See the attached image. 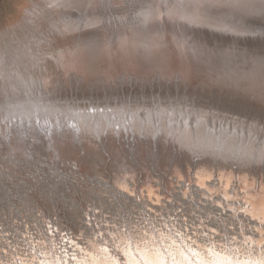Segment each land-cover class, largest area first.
I'll use <instances>...</instances> for the list:
<instances>
[{"label": "rangeland", "instance_id": "obj_1", "mask_svg": "<svg viewBox=\"0 0 264 264\" xmlns=\"http://www.w3.org/2000/svg\"><path fill=\"white\" fill-rule=\"evenodd\" d=\"M39 2L47 4L39 5ZM135 2L131 10L115 9V14L112 12L113 17L125 18L128 21L126 28H121L117 34L113 30L114 34L105 35L104 33L102 38L79 42L77 40L79 37L72 39V36H80L83 33L86 35L89 30L95 29V24L89 26L90 29L85 32L71 30L76 27L66 23L73 17L62 15L55 20L51 19V14L48 13L49 0H0V260L10 263V259H13L11 263L22 264L20 261L22 259L30 264L31 259L25 255L30 253L41 259V263L37 261L39 264H46V259H51L53 264H65V262L81 264L83 263L81 252L75 250L76 247H72L75 242L82 252L87 247L93 246V248L89 247L92 252L88 249L86 252L94 257L98 256L97 253H106V246L111 245L125 257L129 264H140L137 259L145 264L143 261L145 257H142L144 252L160 258L157 252L158 245L155 243L158 240L161 245L168 248L167 250L177 251L176 242L167 244L170 240L160 229L162 223L156 215V206L150 209L151 217L143 213V209L139 210L141 215H127L123 211L125 207L127 211H130L129 196L124 189L132 187L130 181H134V186L139 188L136 201L143 200L145 208H148L149 196L157 192L165 197L170 194L175 199L186 196L189 197L187 200L190 202L194 199L195 203L206 205L207 203L201 202L205 200L202 198L204 194H207L202 188H205V184H201L199 172L196 169L202 166V157L185 156L187 164H184L185 168L182 169L180 165L184 161L177 156L179 147H175L176 144L173 145L170 138H164L165 132L162 129L158 130L157 127L152 126V132L144 134L145 131H149V129H143L145 121L149 118L139 117L143 121V125L139 127L137 115H143V111L139 113V109H145V115L149 114L147 113L149 109L151 121L158 120V123L165 125L163 129L167 131L173 129V133H176L173 127L183 124V119L180 120L183 114L189 115L188 122L192 125L190 122L194 115L207 111L208 119L214 121L237 119V124L241 121L247 124L256 120L258 122H254L256 127L264 135V129L260 126L263 121L255 118L251 111L233 108L221 101L213 102L211 99L214 95L210 92L203 93L201 96L186 95L188 89L192 93V87L185 86L183 79L177 81L180 77L178 72L184 70V65L177 70L173 68L163 71L160 68V60L154 61L155 54H158L156 50L165 48L167 58L175 60L174 64H176L173 67L183 62L187 64L185 74L190 73L189 66L193 75L198 73L195 62L207 55L202 53L206 45L202 42L201 47L200 41L192 35L191 29L196 25L202 27L212 25L207 15L202 17L199 15L202 11H195L198 8L204 10L210 8L207 4L208 0H204L205 3L198 0H136ZM258 9L254 8V11L257 12ZM261 11L264 10L261 9ZM145 12L154 15L151 22L145 19ZM113 26L116 27V24ZM221 26L224 25L221 24ZM91 49L92 52L89 53ZM94 50L98 51L93 53ZM109 58L114 59L118 64V70L114 73L109 69H105L103 73H97L91 69V66H104ZM166 77L183 84V88H176L174 85L166 84L167 82H165L166 85L160 86V80H166ZM194 87H197L196 83ZM97 107H101L99 110L101 114L103 109H113L111 113H114V116H110L113 117V127L107 125L109 119L103 118L105 123H101V119L94 117L95 114L91 110H97ZM115 107L119 111H115ZM121 107H127V109H123L121 113ZM109 111L105 114H109ZM92 114L93 117L90 116ZM131 114L132 118L129 117L131 123H127L126 116ZM121 115L125 117L129 132H126L123 126L121 137H119L115 131H119L117 119L123 125ZM160 115L165 119H157ZM167 121H171L172 125H169ZM86 123H89L90 127H84ZM80 125L81 131L87 127L83 134L78 131ZM95 127H101L104 132L95 133L98 131ZM107 127L113 133L111 141H115V149L111 143L109 151H105ZM131 127L139 129L138 135L131 133ZM36 130L42 131L40 135H37V138L43 139L42 142L38 139L34 141ZM127 133H129V141H127ZM19 134L21 137L18 141L21 147L18 146L16 139ZM45 134L49 140H46ZM99 135H103V141L99 139ZM93 137L97 145H93ZM135 137L139 147L144 151L149 150L150 156H144L143 159L137 157ZM158 139L161 142L156 144ZM168 141L171 143L169 158L165 156ZM111 151H119L121 155L113 156L117 172L125 163L128 169L139 170L137 174L130 176L133 180L128 179L126 186L123 182L115 186L114 180L111 183V169L107 167ZM92 153L97 155L101 153L105 156H99L98 161ZM177 158L178 161L175 160ZM151 159L153 162L150 161ZM143 161L145 164L142 163ZM92 162L96 163L93 165L97 166V170L93 168ZM260 171H262L261 168ZM95 173H99V176L97 177ZM216 174L218 178H221L220 173L212 171L209 177L202 179L207 182L213 177L212 175ZM105 177L107 179L104 181ZM260 177L264 179V171L260 172ZM250 179L255 182L259 179V175L253 174ZM221 180L226 182L224 178ZM174 187L177 189H173ZM215 187L213 186L212 189ZM244 187L245 183L240 193H245L243 200L249 204L255 198L246 197L248 191ZM211 192L215 195L214 190ZM223 196L228 197L226 194ZM215 199L213 198L216 202L213 207L223 205L219 202L220 196L216 201ZM193 204L188 206L190 214L187 219L181 215L179 221L173 222L175 227H172L173 223H169L170 227L167 226L165 229L167 233L173 232L178 241L186 242V247L189 246L187 248L198 262L207 259L217 264L214 258H209V253L202 254L204 251L211 252L203 234L206 230L212 229L213 224L218 229H222L223 226L229 229L230 221L232 222L231 218L229 219L230 213L207 212L204 217L201 213L205 210ZM250 207L252 205L247 206V209L251 210ZM88 210L93 212L92 224L96 226V231H91L85 226ZM164 211H167L166 207ZM123 213L127 217H123ZM224 215L228 217L227 220ZM142 216H145L144 219ZM163 218L168 222H171V219L176 220L173 216ZM146 220L154 228L157 238L150 231L148 233L152 236L148 234L145 236L154 242L150 240L144 242L143 237L139 235V232L144 234V229L148 227ZM191 226L193 229L190 234ZM178 227L183 228V231L177 229ZM201 230L204 233H201ZM246 230L249 232L251 228ZM118 231L125 237V241L120 242L121 249L115 243L119 235L115 232ZM222 231L218 239L214 235L207 236L211 240L210 246L212 244L216 249L214 255L220 259L219 264L225 259L232 260L230 256H227V248L231 247L230 242L229 246L223 245ZM234 232L236 236L237 232ZM196 233L199 237H203V241L196 237ZM128 237L135 240L142 237L143 240V243L136 242L141 246L134 243V247L137 246L134 251L135 262L132 256L127 259V255L131 253L124 249L128 247ZM233 237L228 235L227 239L230 241ZM193 241L203 245L194 247ZM234 243L245 246L237 240ZM254 243V246L260 244L255 241ZM42 249L47 251L45 259ZM124 250L125 253H123ZM6 251H9L11 257H6ZM196 253L198 255H194ZM74 256L75 259H73ZM236 260L245 261V258L239 257ZM177 261L180 264L184 263L180 257L171 260L170 263L176 264ZM104 263L112 264V259L107 258Z\"/></svg>", "mask_w": 264, "mask_h": 264}, {"label": "bare ground", "instance_id": "obj_2", "mask_svg": "<svg viewBox=\"0 0 264 264\" xmlns=\"http://www.w3.org/2000/svg\"><path fill=\"white\" fill-rule=\"evenodd\" d=\"M135 1L136 0H121V1L49 0L48 13L51 14V19L53 20L57 19V17H60L62 15L65 16L69 15L73 17V19L67 20L68 23H66V25L71 24L74 27H76V28H71V30H81V32H85L90 29L89 26L95 24V29L89 30V32L86 35H84L83 33L80 36H74V37L72 36V39L79 37L77 40L79 42H84V41L102 38L104 37L102 36L104 33L105 35H107V33L114 34L115 32L117 34L119 33L118 31H120L121 28L128 26L127 25L128 21H126L125 18H115L112 15L115 14V9H117L118 11H121L123 9L131 10L130 8H132L134 3H136ZM198 1L204 2V0H198ZM44 4L47 3L39 2V5H44ZM207 4L210 5V8H206L205 10L198 8L195 9V11L197 10L202 11L199 12V15L202 17L207 15L206 17L210 20V24L212 25H210V27H202L200 25L199 26L196 25L191 29L193 31L192 35H195L194 37L200 41L201 47H202V42L205 43L204 45H206V49H203L202 53H205L207 55L202 58H199L195 62V67L198 73L193 75V72L189 66L188 70H190V73L185 74V71H187L186 69L187 64H184L183 62L179 63L178 66L173 67V65L176 64V63L174 64L175 60L172 61V59L169 60L167 58L165 48H158L156 50L158 54H155L154 61L160 60L161 62L160 68L163 71L170 70L173 68L177 70L184 65V70L182 72H178V75L180 77L177 78V81L183 79L185 86L192 87L193 89L192 93L189 91L187 87L188 93L186 95L194 94L195 96H201V94L203 93L210 92L212 95H214V97L211 99L213 100V102L221 101L224 102L226 105L233 106V108L237 107L245 111H251L252 114H254L255 118H258L259 120L263 121V124L260 123L259 124L264 129V36L261 35L262 25H264V11H261V9L264 10V0H208ZM254 8L257 9L259 8V9L256 12L254 11ZM144 17L145 19L147 18L146 20L148 22H151L154 15L152 16V13L146 14L145 12ZM114 24H116V27L113 26ZM221 24H223L224 26H221ZM113 30H115V32H113ZM97 51L98 50H94L93 53H96ZM90 52H92V49L89 50V53ZM91 69L97 73H103L106 71L105 69L107 70L109 69L111 72L114 73L116 70H118V64L114 59L109 58L104 66H93V67L91 66ZM165 82H167L166 84L168 85H174L176 88L179 89L183 88V84L181 85L178 82L176 83V81H173L168 77H166V80L165 79L160 80L159 85L160 86L166 85ZM195 83L197 87H194ZM95 86L97 87V85ZM111 107H113V105H111ZM100 109L101 107H97V110L95 109L91 110L92 113L95 114L94 117L96 116L98 117L97 119H101V123H105V119L103 118L109 119V121H107V125H111V127H113V117H110V116H114V113H111L113 109H103L102 114L101 112H99ZM123 109H127V107H121V113H123ZM135 109H137V107H135ZM106 111H109V114H105ZM115 111H119V109L115 107ZM129 111H131V107H129ZM141 111H143V115L142 114L137 115V119H139V117L141 118L147 117L149 119L145 121V125H143V121L139 119V127L143 125V129H149V131H145L144 134L148 132L151 133L152 126L157 127L158 130L162 129V131L165 132L164 135L166 136V137L164 136V138L166 139L170 138L171 141H173V145L176 144L175 147H179V149H177V156H179L178 158H181V160L184 161V163L180 165L182 169H184L185 165L187 164V160L185 156H192L193 158H198V156L202 157L201 159V161L203 162L202 166L196 167L197 171L199 172V178L200 181L202 182L201 183L202 185H204V180L202 178L209 177L212 174V171H216L220 173V177L226 179L225 187L228 186V183L233 176L236 175L238 177H241L243 179V182L245 183L246 188L244 187V189L248 191L246 197L249 196V199H253V197L255 198L253 199V202L251 201L249 203V205H252V207H250L251 210L247 209L246 212L250 214L252 219L253 217H255V219L253 220H257V224L255 223L253 228H257L256 225L262 226L258 224L261 217L259 206L261 201L264 200V194L257 191H259L258 188L259 182L261 180H264L260 177V172L264 171V165H262L264 163V135H262V133L258 130V127H256V123H254L257 122L256 120L254 122L245 121L248 122L247 124H244L243 121L237 124L238 123L237 119L231 121L224 119L214 121V120H209L207 117V111H204V112H199V114L196 116L194 115V117L191 118L192 122H190L192 125H190L188 122L189 115L183 114L182 118L180 119V120L183 119V124L180 126L177 125L176 123L177 126L174 125L175 127H173L176 130V133H173V129H169V131H167V129H163L165 125H161L160 122L158 123V120H155L157 123H155V121H151V111H149V109H147V113H149L148 114L149 116L145 115V109H139V113H141ZM157 113H159V111H157ZM179 113H181V109H179ZM185 113H187V111H185ZM93 114L90 116L93 117ZM169 115H171V113H169ZM115 117H117V115H115ZM121 117H123V115H121ZM126 117H127V123H131V119H129V117L132 118V114L127 115ZM154 117L156 118V116ZM157 119L161 120L165 118L160 115L159 117H157ZM127 123H125V117H123V125H121V121L117 119V127L119 128V131H115V133H117L119 137H121V127L124 126L126 132L127 131L129 132V127H127ZM167 123L169 125H172L171 121L169 122L167 121ZM85 126L90 127L89 123H86L84 127ZM101 127H103V125H101ZM101 127H95V130H98L95 131V133L104 132L103 129H101ZM86 129H84V131ZM78 131H80V134L81 133L83 134L84 131H81V125ZM40 132L42 131L36 130L34 141H37L36 139H38L42 142L43 140L42 138L40 137L37 138V135L41 134ZM138 132L140 131L139 129H137V127H131V133L133 135L135 134L138 135ZM167 133H169V135H167ZM92 135L94 134L92 133ZM105 135H107V143H105V151H109V149H111V143H113V149H115L114 146L115 141H111V139H113V133L109 131V127L105 129ZM45 136L47 137L46 134ZM20 137H21L20 134L19 136H16L17 144L19 147L22 146L20 141H18L20 140ZM47 139L48 137L46 138V140ZM99 139L103 141V135H99ZM161 140L158 139L156 141V144H159ZM92 141H93V145H97V141H95V137H93ZM119 141H121V139H119ZM127 141H129V133H127ZM135 143H137V137H135ZM36 144L37 143H35V145ZM147 145H149V143H147ZM159 149H161V147H159ZM14 151H19V149H14ZM123 151H125V149H123ZM135 153H137V157H140L139 159H143L144 156H150L149 150L144 151L143 148L139 147V143H137V151H135ZM92 155H95L94 157L95 160L100 159L99 156H105V155H101V153H99V155H97V153H92ZM113 156H121V155H119V151H111V153H109L110 161H107L108 164L107 167L111 169V175H110L111 183H113L114 180L113 185L119 186V183L123 182L124 185L126 186V184L128 183L127 182L128 179L129 180L132 179L130 176H132L133 174H137L139 170L138 169H136V171L135 169L130 170L126 168L128 167V165L125 163L123 165V168H121V170L117 172L118 170L116 171L117 167L115 162L113 161ZM165 156L167 158L171 157V143L169 141L167 143V149H165ZM178 158L175 160L178 161ZM111 161H113V163H111ZM150 161L153 162V159H151ZM198 161H200V159H198ZM94 163L95 162H92V165ZM142 163L145 164L144 161ZM147 165L148 164H146V166ZM93 168L97 170L96 165H93ZM208 168H210V170H208ZM260 168L262 171H260ZM253 174L259 175V179L256 180L258 182L256 181L252 182L253 180L250 179V177H252ZM95 175H97L98 177L99 173H95ZM105 179L107 178L105 177L104 181ZM177 183H179V181H177ZM254 183L255 185H253ZM225 187H220V188L217 187V189L214 188L215 195L217 194L216 192L219 191H221L222 194H226L224 191ZM173 189H177V187H174ZM191 191H193V189H191ZM191 191H189V193H191ZM254 193L255 195H253ZM207 195H209V191ZM243 195H245V193H243ZM216 196L219 198L218 195ZM187 199H189V197H187ZM243 199H245V197H243ZM216 200L217 198L215 199V201ZM220 200L221 203H223L222 198ZM255 201H257V203ZM201 202H205L207 204L199 205L200 203L199 202L195 203L193 199V201L188 202V206L194 203L193 205H195V207L203 208V210L205 211H203L201 215H203L204 217H205V213L207 212L213 214V212L207 211L208 209L214 208L213 204L211 202H208L207 200H202ZM222 206L224 207V205ZM119 207H121V205H119ZM142 209H145V207H143ZM123 211H125L127 215H133L131 211H127V207H125ZM219 212H222V210H219ZM125 213H123V217H127ZM143 213H147V215H149L148 212L144 210ZM225 213L228 214L227 211ZM139 215H141V213H139ZM142 217L144 219L145 216ZM149 217H151V215H149ZM163 217L164 216H158L159 222L162 223L160 229L163 234H166V238L170 240L167 242V244L169 243L170 245L171 242L172 243L173 241L176 242L175 247H177V251L174 252L172 250L171 251L167 250L168 248L161 245V243L158 240L155 242L156 245H158L157 252L159 253L158 255L160 256V258L158 257V259L165 261V264H171L170 263L171 260L180 257L184 262L182 264H188V261L190 260L193 261V264H199L196 258L193 255H191V251L187 248L189 246L186 247V242L184 241L182 242L180 240L178 241L176 235L173 232L167 233L165 227L167 226L170 227L169 223H173V222L176 223L177 220L173 221V219H171L170 220L171 222H168ZM224 218L228 219V217L226 216ZM230 218L231 216L229 217V219ZM133 219H137V217H133ZM149 221H151V219H149ZM174 223L172 224L173 225L172 227L176 226L174 225ZM146 224L148 226L146 227V229L148 228V230L144 229L143 231L144 234L139 232V235L143 237V240H145L144 242H147V240L154 242L151 238L148 239V236L147 237L145 236L146 234L150 235L148 233V231H150L151 234L157 238V236H155L154 234L155 233L154 228L150 226L147 220H146ZM237 226L239 227L238 221L237 223L231 222L228 226V228L230 227L229 229H225L224 228L225 226L221 227L223 229L222 233L224 234V236L222 237L223 245L224 246L225 245L229 246V244L231 245V247L227 248V253H228L227 256H230L232 258V261H238L236 260V258L239 259V257L241 258L244 257L245 261H247V264H259V261L261 259H264V248H258L259 246L258 247L254 246L255 243L253 240H250L249 244L245 243V246L243 247L241 243L239 244L234 243V241L237 239H234V241L233 240L229 241L227 239L229 233H231L230 236H234L238 238L237 234L235 236V232H234V231L236 232L238 231ZM177 229H181V228L178 227ZM246 231L247 230L245 226H243V229H241L242 234L252 235L257 237L256 236L257 233L255 229H251L249 232ZM200 232L204 233V231L202 230ZM115 234L116 235L119 234L117 235L118 238L115 243L120 248L119 246L120 242H122V240L125 241V237L123 233L121 235L119 231L115 232ZM142 237L137 240L130 237L127 238V242L129 240L128 243L126 242L128 244V247L126 246L124 247V249L129 250L131 253V255L129 256L126 254L127 259L128 257L132 256L133 261L135 262L136 259L135 258L136 254L134 253V251H136L135 247H137L136 245L141 246V244H137V243H140L141 241L143 243ZM196 237L200 238V240L203 241V237H199L197 233H196ZM204 240L206 243L209 244L208 247L211 249V252L206 253V251H204L202 252V254L208 255L209 253L210 254L209 258L211 257L214 258V262L219 264L218 262L220 261V259H218V257L214 255L216 249L212 246V244L210 246L211 240L208 237L205 238ZM113 241H115V239H113ZM197 241H199V239ZM134 243L136 244L135 247H134ZM74 245L72 247L74 248L76 247L77 249L75 248V250L81 252V256H82L81 262H83L81 264H101V262L105 264L104 262L107 261V258L112 259V264H129L126 261L125 257H123L120 253H118V251L111 245L106 246L107 249L106 253H102V254L97 253L99 257L98 256L94 257V256H90V254H87L88 252H86V250L88 249L90 252L91 249H89V247L93 248V246L87 247L82 252V250H80L76 245L75 246ZM200 245H203V243H200ZM217 245H219V243H217ZM231 248H233V250ZM137 251H141V250L137 249ZM6 252H7L6 257H11V255H9V251ZM42 253H44V259H45V257H47L46 249H42ZM123 253H125V250L123 251ZM142 257H145V260H143L145 263V261L150 258V254L148 252L147 253L144 252ZM27 258H30V256L27 255ZM98 259H100L99 263H98ZM104 259L106 260L104 261ZM203 260H207V259H203ZM0 261H2L4 264H13L11 263L13 259H10V263H7V261H3V260ZM20 261H22V264H27V261H23L22 259H20ZM37 261H40L41 263V259H39V257H37L35 264H39L37 263ZM137 262L143 264L138 259ZM30 264H33L32 260ZM46 264H53V261H51V259H46Z\"/></svg>", "mask_w": 264, "mask_h": 264}, {"label": "snow or ice", "instance_id": "obj_3", "mask_svg": "<svg viewBox=\"0 0 264 264\" xmlns=\"http://www.w3.org/2000/svg\"><path fill=\"white\" fill-rule=\"evenodd\" d=\"M261 35L264 36V25H262V32ZM130 184L133 185L130 188L124 189L125 193L129 196V209L133 213V215H138L139 210L143 208L144 201H136V196L139 195V188L134 186V181H130ZM259 191L264 194V180H261L258 185ZM242 191V189H239ZM183 191V190H182ZM159 197V198H157ZM134 202V203H133ZM156 206V215L157 216H173L177 221H179L180 216L184 215L185 219H187L189 212H188V200L186 196H182L179 199L173 198L170 194H167V196H161L158 192L154 195L149 196L148 199V208L143 209L144 211L148 212L149 215H151L150 209ZM164 207L167 208V211H164ZM221 205H217L216 207L212 209H208L207 211H211L214 214L219 213ZM98 210V209H97ZM259 211L261 213V217L259 220V223L261 225H264V200L261 201L259 206ZM87 217L88 219L85 221V226L89 227L91 231H96V226L92 224V218H93V212L91 210L87 211ZM255 219V217H253ZM130 223H133L130 221ZM51 227V226H49ZM181 231H183V228H181ZM222 231V229H218L215 224L212 225L211 230H206L203 234L205 238H207L208 235H214L215 238H219V233ZM189 233L191 234V228H189ZM231 235V233H229ZM58 236V233H57ZM259 243L264 248V232L259 233ZM234 238V237H233ZM244 243H248L247 239L244 240ZM31 245V242H29ZM194 247H199L200 245L196 244L195 241H193ZM26 255L30 256V259L32 260L33 264H35L37 260V256L30 253H25ZM198 255V253L194 254ZM76 257L74 256L73 259ZM0 264H3V262H0ZM67 264V262H65ZM103 264V262H101ZM145 264H165V261L159 260L157 257L150 255V258L145 261ZM176 264H180L179 261L176 262ZM188 264H193V261H188ZM199 264H213V262H209L207 260H200ZM223 264H247V261H232L225 259L223 261ZM259 264H264V259H261L259 261Z\"/></svg>", "mask_w": 264, "mask_h": 264}, {"label": "water", "instance_id": "obj_4", "mask_svg": "<svg viewBox=\"0 0 264 264\" xmlns=\"http://www.w3.org/2000/svg\"><path fill=\"white\" fill-rule=\"evenodd\" d=\"M252 182H254V181H252ZM242 183H244L242 178L233 176L230 179L228 186L225 187L226 182L221 180V178H218V176L216 174V175H213V177H211L209 180H207V182H204L205 188L204 187H202V188L205 189V191L208 194L209 190H214V189H212V187L209 188L208 185L218 186L219 188L225 187L224 191L226 192V195L228 196L227 198L223 197L222 192H216V193L223 200L224 207L221 206L220 210H222L223 213H225L226 211L229 212L232 222L237 223V221H238V223H239V227L237 226V228H238L237 237L238 238L234 237V238H232V240L237 239L238 241H241L242 243H244V240L247 239L248 244H249L250 240H253L255 242H259V239H260L259 233L264 232V225H262V226L256 225L257 228H253L255 223L257 224V220H253L251 218L250 214L246 212L247 206H249V204L247 203V201L243 200V193H240L241 190H239V189H242V187H243ZM193 184H195V183H193ZM239 185H241V186H239ZM253 185H255V183ZM215 189H217V187H215ZM227 191H229V193H227ZM207 194H204V196L202 198L207 200L208 202H211L212 204H214L215 202H214L213 198H218V197L210 191H209V195H207ZM219 202H221V201L219 200ZM247 219L249 221H247ZM199 224L202 225V223H199ZM258 224H260V223H258ZM243 226H245L246 229L247 228L255 229V231L257 233L256 234L257 237L252 236V235L242 234L241 229H243ZM201 227H203V226H201ZM190 228L193 229L192 226ZM185 230H186V232H188L187 229H185ZM210 230H211V228H210ZM240 237H241V240H240ZM257 246H259L258 248H262V246L260 244L256 245V247Z\"/></svg>", "mask_w": 264, "mask_h": 264}]
</instances>
